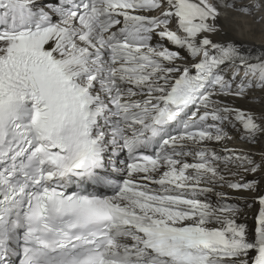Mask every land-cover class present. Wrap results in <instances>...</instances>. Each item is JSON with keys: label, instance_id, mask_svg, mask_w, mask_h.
<instances>
[{"label": "snow or ice", "instance_id": "snow-or-ice-1", "mask_svg": "<svg viewBox=\"0 0 264 264\" xmlns=\"http://www.w3.org/2000/svg\"><path fill=\"white\" fill-rule=\"evenodd\" d=\"M264 0H0V264H264Z\"/></svg>", "mask_w": 264, "mask_h": 264}, {"label": "bare ground", "instance_id": "bare-ground-1", "mask_svg": "<svg viewBox=\"0 0 264 264\" xmlns=\"http://www.w3.org/2000/svg\"><path fill=\"white\" fill-rule=\"evenodd\" d=\"M247 39H249L250 42L256 43V44L264 43V39L261 38L259 32H257L253 36L247 37Z\"/></svg>", "mask_w": 264, "mask_h": 264}]
</instances>
